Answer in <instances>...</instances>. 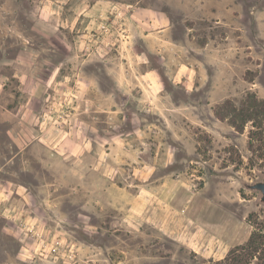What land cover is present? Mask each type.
<instances>
[{
	"label": "rangeland",
	"instance_id": "obj_1",
	"mask_svg": "<svg viewBox=\"0 0 264 264\" xmlns=\"http://www.w3.org/2000/svg\"><path fill=\"white\" fill-rule=\"evenodd\" d=\"M136 6L165 59L122 45ZM263 171L264 0H0V264H264ZM181 183L250 239L204 253Z\"/></svg>",
	"mask_w": 264,
	"mask_h": 264
},
{
	"label": "crops",
	"instance_id": "obj_2",
	"mask_svg": "<svg viewBox=\"0 0 264 264\" xmlns=\"http://www.w3.org/2000/svg\"><path fill=\"white\" fill-rule=\"evenodd\" d=\"M162 15V12L152 8L136 6L127 16L126 39L122 40V45L126 42L130 45L137 38L138 31L144 30L139 34L142 38L140 42L143 40L147 50L157 53L159 59H165L167 50L175 48L174 46L178 48L180 44L169 37L170 27ZM132 48L133 46L130 51ZM177 67L181 72L184 69L183 65ZM146 74L152 77L153 84L159 85L161 78L157 68L147 69ZM169 203L170 208L192 222L204 239L206 238L203 252L209 256H223L230 248L247 242L253 233V226L245 217L237 216L203 192L182 183L172 189Z\"/></svg>",
	"mask_w": 264,
	"mask_h": 264
},
{
	"label": "water",
	"instance_id": "obj_3",
	"mask_svg": "<svg viewBox=\"0 0 264 264\" xmlns=\"http://www.w3.org/2000/svg\"><path fill=\"white\" fill-rule=\"evenodd\" d=\"M250 186L251 188H254L260 191L261 199L264 201V171H263V178Z\"/></svg>",
	"mask_w": 264,
	"mask_h": 264
},
{
	"label": "trees",
	"instance_id": "obj_4",
	"mask_svg": "<svg viewBox=\"0 0 264 264\" xmlns=\"http://www.w3.org/2000/svg\"><path fill=\"white\" fill-rule=\"evenodd\" d=\"M252 235H253V233H252ZM252 235H251V236H252Z\"/></svg>",
	"mask_w": 264,
	"mask_h": 264
}]
</instances>
